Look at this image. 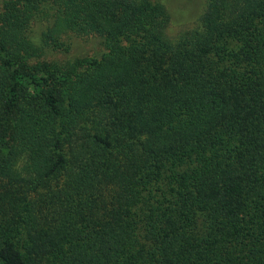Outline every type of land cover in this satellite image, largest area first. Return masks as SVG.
<instances>
[{
    "label": "trees",
    "instance_id": "1",
    "mask_svg": "<svg viewBox=\"0 0 264 264\" xmlns=\"http://www.w3.org/2000/svg\"><path fill=\"white\" fill-rule=\"evenodd\" d=\"M166 21L0 0V264H264V0H207L173 42Z\"/></svg>",
    "mask_w": 264,
    "mask_h": 264
},
{
    "label": "rangeland",
    "instance_id": "2",
    "mask_svg": "<svg viewBox=\"0 0 264 264\" xmlns=\"http://www.w3.org/2000/svg\"><path fill=\"white\" fill-rule=\"evenodd\" d=\"M166 12L167 21L162 30L164 38L175 41L183 33L200 27L202 13L207 0H157ZM47 24L46 19L36 18L30 23V36L39 35ZM69 55H97L102 50L100 39L90 35L86 37H69Z\"/></svg>",
    "mask_w": 264,
    "mask_h": 264
}]
</instances>
